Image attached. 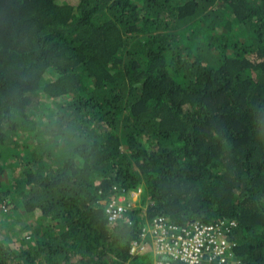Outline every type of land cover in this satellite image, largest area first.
<instances>
[{"label":"trees","instance_id":"16d2710c","mask_svg":"<svg viewBox=\"0 0 264 264\" xmlns=\"http://www.w3.org/2000/svg\"><path fill=\"white\" fill-rule=\"evenodd\" d=\"M156 216L264 264V0H0V264H184Z\"/></svg>","mask_w":264,"mask_h":264},{"label":"built area","instance_id":"2783aa9c","mask_svg":"<svg viewBox=\"0 0 264 264\" xmlns=\"http://www.w3.org/2000/svg\"><path fill=\"white\" fill-rule=\"evenodd\" d=\"M141 194L138 189L131 193L132 202H136L135 196ZM118 200V201H117ZM113 198L107 204L109 219H115L123 209L121 200ZM106 204V203H105ZM229 224L224 221L217 224L193 223L190 226L180 228L166 223V218L156 216L141 227V243L132 242L130 253L136 254L150 251L157 256L167 255L184 264L225 263L232 257V248L225 239V232ZM149 264H170L160 260H153Z\"/></svg>","mask_w":264,"mask_h":264},{"label":"rangeland","instance_id":"374dc122","mask_svg":"<svg viewBox=\"0 0 264 264\" xmlns=\"http://www.w3.org/2000/svg\"><path fill=\"white\" fill-rule=\"evenodd\" d=\"M139 197H140V194L135 196L136 201H138ZM143 200H144V198H143ZM38 218H39L38 215H31L28 217H24L25 220H19L16 222V225H15L16 227L12 230L10 235H8L10 241L13 243V245H12L13 248L17 247L18 244L15 242L18 241L19 239H24L26 242H31V241H29L28 235L31 234L33 237V232H35L34 228L38 227V225L36 224ZM225 224H228V223L225 222ZM24 225L26 226V228H24ZM25 238H27L28 240ZM146 252L150 253V245L149 244L147 245V251Z\"/></svg>","mask_w":264,"mask_h":264}]
</instances>
